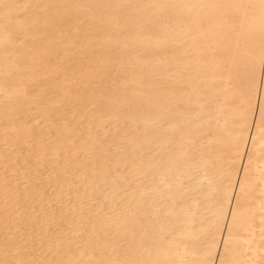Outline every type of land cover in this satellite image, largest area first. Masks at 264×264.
I'll return each mask as SVG.
<instances>
[{
    "label": "bare ground",
    "instance_id": "obj_1",
    "mask_svg": "<svg viewBox=\"0 0 264 264\" xmlns=\"http://www.w3.org/2000/svg\"><path fill=\"white\" fill-rule=\"evenodd\" d=\"M0 264H264V0H0Z\"/></svg>",
    "mask_w": 264,
    "mask_h": 264
}]
</instances>
